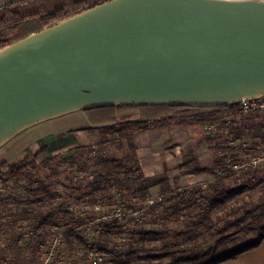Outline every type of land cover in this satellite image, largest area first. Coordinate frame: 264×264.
Returning <instances> with one entry per match:
<instances>
[{
  "label": "water",
  "instance_id": "95a60500",
  "mask_svg": "<svg viewBox=\"0 0 264 264\" xmlns=\"http://www.w3.org/2000/svg\"><path fill=\"white\" fill-rule=\"evenodd\" d=\"M263 95L264 6L112 0L0 52V147L90 108Z\"/></svg>",
  "mask_w": 264,
  "mask_h": 264
},
{
  "label": "trees",
  "instance_id": "16d2710c",
  "mask_svg": "<svg viewBox=\"0 0 264 264\" xmlns=\"http://www.w3.org/2000/svg\"><path fill=\"white\" fill-rule=\"evenodd\" d=\"M110 1L112 0L14 1L0 11V52L34 33ZM32 22H35L37 31L26 36L22 32L21 35L19 31L22 26ZM238 108L239 104L120 105L85 109L82 112L86 114L90 126L81 130H96L103 135V141L100 148L82 146L71 150L72 156L69 160L73 165L64 166L66 172L76 169L77 173L86 172L92 178L86 177L82 184L73 182L74 191L60 192L55 184L49 181V176H39V170L50 165L52 158H46L45 161L33 159L31 167L28 168L23 166L28 158L14 164L3 163L0 165V176H9L4 179L5 185L21 179L36 185L27 187V194L22 200L14 195L8 196L3 203H17L19 211L13 213L15 224L21 225L27 221L28 226L33 229L64 226L67 228V238L79 239L80 235L73 227H77L82 221L76 216L74 206H88V214L95 218L98 197L109 202L118 197L126 210L138 212L139 217H132L124 224L118 219L107 224L105 230L110 235L108 238L111 239L113 235L116 241L114 250L107 253L108 261L113 264H123L115 258V248L121 250L127 246L128 251L124 252V257L131 254H147L152 251L144 248L148 242H160V247H153L159 252L154 256L155 260H158L157 264H221L236 259L241 254L256 249L264 241V177L259 175L264 170L239 175L228 166L245 161L247 157H237L238 153L235 151L231 154L232 149L223 148V151L228 152L220 153L212 165L202 167L188 162L181 164V176L209 175L212 178L205 185L181 187L179 179L154 178L149 170L143 169L139 164L138 148L134 142L137 134L141 132L170 127L181 120L200 125L218 124V128L222 132L228 130L234 140H242V134L254 133L258 142H253V145L257 146L253 149L257 150L260 145H264V113L243 115L238 112ZM132 110H139L142 114L152 112L159 115L145 120L120 119L122 114ZM224 113L233 114L234 118L230 123L224 121L220 124L218 116ZM105 133L113 135L111 142H128L129 148L122 157L107 155L103 144ZM48 149L47 144L43 145L37 155L46 154ZM230 155L234 158L228 162ZM64 163L60 157L59 167ZM51 170L54 171V168L51 167ZM152 187L159 188L158 197L162 202L149 205L148 199L153 198L150 192ZM103 204L105 203L98 205ZM169 225H175L176 228ZM179 225L181 227H177ZM6 233L8 235V232ZM6 240L8 242L9 238ZM81 240L86 251L76 264H91L88 258L89 246ZM106 245L107 243H104V247ZM140 245L143 246L142 249L138 247ZM104 247L97 249L101 255L102 251H106ZM167 259H170L169 263H166Z\"/></svg>",
  "mask_w": 264,
  "mask_h": 264
},
{
  "label": "rangeland",
  "instance_id": "374dc122",
  "mask_svg": "<svg viewBox=\"0 0 264 264\" xmlns=\"http://www.w3.org/2000/svg\"><path fill=\"white\" fill-rule=\"evenodd\" d=\"M36 27L37 26L35 25V22L28 23L23 25L19 32L21 35H30L32 32L37 31ZM156 115L159 114L152 112L142 114L139 110H132L130 112L122 114L120 116V119L125 121L137 119L145 120L153 119ZM233 118V114L224 113L223 115L219 114L218 121L220 124H222L224 121L230 123ZM86 119L87 117L84 112L77 111L74 113H69L67 115L52 118L21 131L6 144L0 147V165L3 163L14 164L20 160L28 158L23 164V166H26L28 168L31 167L30 163L33 161V159L45 161L46 158H52L53 161H51L50 165L42 167L39 170V176L42 178H46L49 176V181L53 182L55 184V187L60 192L69 193L71 191H74L75 185L73 184V182H75V170L69 172L65 171L66 166L73 165V163L69 160V158L72 156L71 150L82 146H94L96 148H100L101 142L103 141V135L96 130H78V128L86 124ZM178 122L179 123H176L175 125H172L170 127H162L137 134L134 144L138 148L137 156L140 165L143 163L141 162V154L139 152L145 150V148H148V156L153 155L152 160H155V165L159 170L162 169L158 167L160 164H167V166H165L164 168L170 169L169 167H171L172 164L177 160H179L181 164L188 162L192 165L206 167L212 165V162L216 160L220 153L228 152L223 151L222 149L223 143L225 142V135L223 137V132L218 128L217 125H209L208 123L200 125L194 122H184L181 120H178ZM232 123L234 124V122ZM105 136L106 139L104 138L105 142L103 144L104 148H106L107 155L115 158L122 157L129 148L128 142H111V140L113 139V135H108V133H105ZM241 137L242 140L237 142L235 148H237L239 152L237 157L244 156L245 158L256 151L253 148L257 146L253 145V142L257 143L258 138L254 135V133L250 135L242 134ZM46 144L49 146L48 151L46 152V154H40L38 156L37 154L41 151L43 145ZM259 148L263 149L264 145H260L258 149ZM231 151H233L231 154H234V150ZM164 155H167V157L168 155H171L172 157L167 159V157H164ZM60 157H62L65 163L59 167L58 162L60 160ZM51 167L54 168V171L51 170ZM259 175L260 177H264V171H262V173H259ZM8 177V175H3V177L1 178L4 181V179L6 180V178ZM154 178L156 177L154 176ZM207 178L209 180L210 176H208ZM33 185L36 186L35 183L31 181L21 179L17 182L12 181L6 184L4 191L0 192V213L2 215V217H0V230L8 232V234L12 236V239L8 241L9 243L6 242L4 244L7 249L6 252L0 253L1 259L7 264H18L19 262L23 261L22 253L19 251V249L14 247L17 245V232L21 230L22 227L19 223L15 224L13 218V213L19 211L17 203L4 204L3 202H6V198L8 196L14 195L19 197V200H22V197L27 194V187L30 188ZM98 199L99 200L96 205L102 203L108 205L111 204L109 206V208H111V206L114 204V202H109L108 200L102 199L101 197H98ZM83 205L84 204L76 205V211L87 213L88 211L86 209V206ZM7 209H10L12 211L8 212ZM107 209L108 207H105V210ZM169 226H173L174 228H176L175 225ZM177 227L181 226L179 225ZM108 236L110 235H108L106 230H103L95 238L94 242L96 245L95 248L97 249H99L101 246L104 247V243H107V245L104 247L106 248V251H102L104 263L109 262V256L107 255V253L114 250V245L116 242L115 236L112 235L111 239L108 238ZM80 238L84 240L82 236ZM79 239H76L74 237L67 238L64 248L61 250L63 256L73 262V264H76L79 258L82 257L86 251V249L82 246V240ZM148 243L146 246H144V248H147V250H152L150 253H139V255L131 254L129 255V257L127 255V257H124V252L128 251V247L126 246L121 250H119L120 248H115L117 252L115 254V258L120 262H123V264H157L158 260H155L154 256L158 255L159 252L157 251V249H153V247H160V242ZM135 246L137 247V244H135ZM138 247H140L141 249L143 248V246L141 247V245ZM145 256L152 257L147 258ZM169 262L170 259H167L166 263ZM108 264L113 263L109 262Z\"/></svg>",
  "mask_w": 264,
  "mask_h": 264
},
{
  "label": "built area",
  "instance_id": "2783aa9c",
  "mask_svg": "<svg viewBox=\"0 0 264 264\" xmlns=\"http://www.w3.org/2000/svg\"><path fill=\"white\" fill-rule=\"evenodd\" d=\"M238 104V112L243 115H248L253 112L264 113V95L254 99H242ZM223 133L225 135L226 143H223L222 147L224 149L230 148L236 153H239L235 146L237 145V142L241 140H234L233 137L228 134V130ZM233 158L234 157L230 155L228 162H230ZM228 167L239 175H244L249 171L264 170V148L256 150L254 153L249 155L245 161L230 164ZM72 170H75L74 175L76 184L84 183L86 177L92 178V176L86 172L77 173L76 169H70V171ZM4 188L5 183L0 177V192L4 191ZM112 200L114 204L111 208H109L111 204H105L103 206L97 205L95 207V218H91L88 212L76 211V216L81 219L82 223L77 227H73V229L84 238V241L89 246L88 258L91 260V264L104 263L103 255H101L97 248H95L96 245L94 242L95 238L99 235V233L105 230L109 222L114 219H118L123 222L122 224H124L132 217H139L138 212L132 213L131 211L126 210L123 203L119 202L118 197ZM159 202H162V199L158 196L150 198L147 201L149 205H154ZM105 207H108V209L105 210ZM86 209L88 211L89 207L86 206ZM21 225L22 229L19 230L16 235L17 245L14 246L22 253L23 261L18 264H73V262L66 259V257L61 253L67 239V228L64 226H48L33 229L28 226L27 221L22 222ZM7 237L10 240L11 236L9 234L7 235L5 231L0 230V253L2 250L6 249L4 244L7 242ZM0 264L7 263L0 257Z\"/></svg>",
  "mask_w": 264,
  "mask_h": 264
},
{
  "label": "crops",
  "instance_id": "0c3cea01",
  "mask_svg": "<svg viewBox=\"0 0 264 264\" xmlns=\"http://www.w3.org/2000/svg\"><path fill=\"white\" fill-rule=\"evenodd\" d=\"M17 1V0H0V11L8 4ZM85 125L78 128V130L85 129L89 127V121L86 119ZM85 131V130H83ZM82 143V142H81ZM141 154V167L145 170H149L153 176L155 177H165L168 179H179L178 183L181 187H186V186H195V185H205L206 183L211 181V177L208 180L209 175H188V176H181V171L179 169V165L181 162L177 160L172 164L171 167L164 168L167 166V164H160L158 167L162 168L159 170L156 165H155V160H152L153 155L148 156V148H145V150H142L139 152ZM157 157V156H155ZM164 157H167V155H164ZM172 157L171 155H168L167 159ZM166 159V158H165ZM166 159V160H167ZM169 162V160H168ZM151 166V167H149ZM156 171H154L153 170ZM157 173V174H156ZM151 195L153 197L158 196L159 193V188L158 187H152L150 189ZM221 264H264V241L263 243L257 247L256 249H253L251 251L245 252L238 256L236 259L229 260L226 262H223Z\"/></svg>",
  "mask_w": 264,
  "mask_h": 264
},
{
  "label": "bare ground",
  "instance_id": "6f19581e",
  "mask_svg": "<svg viewBox=\"0 0 264 264\" xmlns=\"http://www.w3.org/2000/svg\"><path fill=\"white\" fill-rule=\"evenodd\" d=\"M210 3L264 6V0H198Z\"/></svg>",
  "mask_w": 264,
  "mask_h": 264
}]
</instances>
